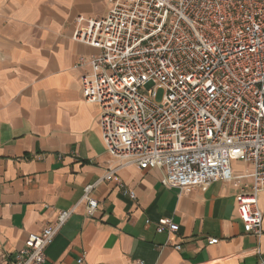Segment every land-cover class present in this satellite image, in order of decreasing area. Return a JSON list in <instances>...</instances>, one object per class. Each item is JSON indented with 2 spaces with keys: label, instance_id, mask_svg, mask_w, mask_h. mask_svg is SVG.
I'll use <instances>...</instances> for the list:
<instances>
[{
  "label": "crops",
  "instance_id": "0c3cea01",
  "mask_svg": "<svg viewBox=\"0 0 264 264\" xmlns=\"http://www.w3.org/2000/svg\"><path fill=\"white\" fill-rule=\"evenodd\" d=\"M111 6L0 0V264H13L27 237L67 209L73 213L46 248L44 264H259L264 232H244L235 200L250 178L180 193L162 185L161 169L127 165L116 177L134 197L104 179L117 160L105 150L100 108L85 101L83 70L75 67L81 55L99 50L72 34L78 15L103 18ZM232 170L240 177L251 167L233 161ZM90 184L97 207L88 216L82 194ZM258 206L264 231V190ZM160 218L178 230L158 231Z\"/></svg>",
  "mask_w": 264,
  "mask_h": 264
},
{
  "label": "built area",
  "instance_id": "2783aa9c",
  "mask_svg": "<svg viewBox=\"0 0 264 264\" xmlns=\"http://www.w3.org/2000/svg\"><path fill=\"white\" fill-rule=\"evenodd\" d=\"M111 5L103 18L78 15L72 34L75 42L99 50L81 55L75 67L83 70L85 101L100 108L105 150L117 160L104 179L116 180L134 197L116 177L127 165L161 169L162 185L180 193L248 177L237 190L236 207L244 232L260 238L264 0H111ZM233 161L248 163L250 172L235 177ZM95 186L83 189L88 216L97 207L91 197ZM57 213L52 226L27 237L13 264L46 262V248L73 211ZM156 225L158 231L178 230L168 218Z\"/></svg>",
  "mask_w": 264,
  "mask_h": 264
},
{
  "label": "rangeland",
  "instance_id": "374dc122",
  "mask_svg": "<svg viewBox=\"0 0 264 264\" xmlns=\"http://www.w3.org/2000/svg\"><path fill=\"white\" fill-rule=\"evenodd\" d=\"M162 96H163V91H159L157 101H161Z\"/></svg>",
  "mask_w": 264,
  "mask_h": 264
}]
</instances>
